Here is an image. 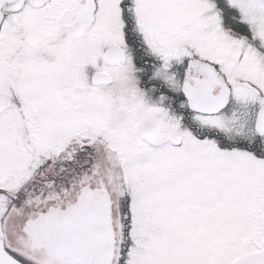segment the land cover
I'll return each mask as SVG.
<instances>
[{
	"label": "snow or ice",
	"instance_id": "snow-or-ice-1",
	"mask_svg": "<svg viewBox=\"0 0 264 264\" xmlns=\"http://www.w3.org/2000/svg\"><path fill=\"white\" fill-rule=\"evenodd\" d=\"M0 264H264V0H0Z\"/></svg>",
	"mask_w": 264,
	"mask_h": 264
}]
</instances>
